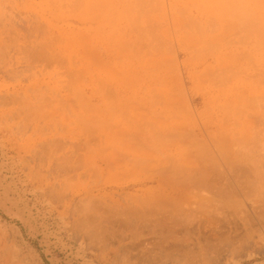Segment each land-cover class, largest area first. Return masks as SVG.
Wrapping results in <instances>:
<instances>
[{"label": "rangeland", "instance_id": "374dc122", "mask_svg": "<svg viewBox=\"0 0 264 264\" xmlns=\"http://www.w3.org/2000/svg\"><path fill=\"white\" fill-rule=\"evenodd\" d=\"M0 253L264 264V0H0Z\"/></svg>", "mask_w": 264, "mask_h": 264}, {"label": "bare ground", "instance_id": "6f19581e", "mask_svg": "<svg viewBox=\"0 0 264 264\" xmlns=\"http://www.w3.org/2000/svg\"><path fill=\"white\" fill-rule=\"evenodd\" d=\"M209 51H210V50H209ZM216 72H217V71H216ZM217 74H218V76H220L219 73H217ZM220 74H222V73H220ZM218 76H217V77H218ZM215 77H216V76H215ZM216 82H217V81H216ZM214 84H215V83H214ZM216 85H217V84H216ZM147 126H148V124H147ZM152 126H153V125H152ZM149 127H151V126H149ZM151 129L153 130V128H151ZM143 132H144V130H143ZM152 132H153V131H152ZM142 136H143V135H142ZM146 138H147V137H146ZM212 141H213V140H212ZM214 141H215V140H214ZM146 144H147V143H146ZM149 146H150V145H149ZM149 146H148V147H149ZM0 254H1V253H0ZM0 257H1V255H0ZM4 257H5V256H4ZM0 259H1V258H0ZM1 261H2V259H1ZM1 261H0V262H1ZM2 262H3V261H2Z\"/></svg>", "mask_w": 264, "mask_h": 264}]
</instances>
